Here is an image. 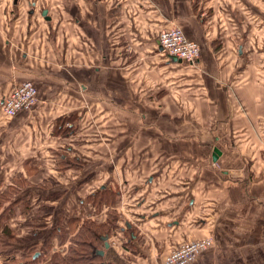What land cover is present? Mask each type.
<instances>
[{
  "label": "crops",
  "instance_id": "obj_1",
  "mask_svg": "<svg viewBox=\"0 0 264 264\" xmlns=\"http://www.w3.org/2000/svg\"><path fill=\"white\" fill-rule=\"evenodd\" d=\"M49 2L0 0V106L22 80L37 89L31 110L0 111V232L17 240L32 217L104 222L114 210L134 232L127 247L109 235L111 264H161L202 238L189 264H264V68L237 6ZM173 24L198 42L194 63L162 50ZM61 245L53 234L51 252Z\"/></svg>",
  "mask_w": 264,
  "mask_h": 264
},
{
  "label": "rangeland",
  "instance_id": "obj_2",
  "mask_svg": "<svg viewBox=\"0 0 264 264\" xmlns=\"http://www.w3.org/2000/svg\"><path fill=\"white\" fill-rule=\"evenodd\" d=\"M197 1L201 2V4L204 2V0H197ZM49 3L53 5L54 7H57V6L62 5V0H50ZM70 3L76 4L75 0H70ZM232 6H237L236 8L239 10V12L244 15V21L247 24L246 32H245V35L243 36V38L246 39V48L248 49V51L255 53L258 56V58L261 59V61L258 62V65H260V68H264V23H262V21H264V0H232L231 7ZM260 14L262 15L261 19L259 18ZM251 24L253 27H250L251 28L250 29L248 25H251ZM254 47L256 49L252 51L251 49ZM121 150H124V148L122 147ZM125 164L129 165V158H127L126 156L125 157L119 156V165H125ZM127 211L128 210H126L125 213H127ZM111 216L113 218L114 214H112ZM58 217H60V215ZM74 220L75 219L72 218L70 219V221H68V228L66 232L61 233V236L60 234L56 235L58 238L63 239V243H64V246L61 245L63 249H60L61 248L60 247L57 252L58 254L65 253L67 248L71 244V238L76 232L74 230L80 224V222H77L76 220L75 221ZM57 222L58 220L55 219V222L53 223L54 227L57 225ZM0 223H1V220H0ZM120 224H123V222H121ZM27 225L29 226V229H28V235L25 237H28V239L21 238L19 242L16 241L18 242L16 244L14 243L15 241H13V239L10 238L11 237L10 233H8L7 230H4V229L1 230L2 232V234L0 233V241L2 242L0 243V261L1 262H6V261L24 262L26 260H30L31 256L29 253L31 251L34 252L33 253L34 255L40 254L39 256H37V258H39L40 260H45L46 258L50 259L49 254L51 252V248H50L51 246L48 241L51 238V232L47 234L46 231H48L47 228L49 230H52L53 226L52 225L45 226L42 221H37L33 217L28 220ZM6 226L8 227L7 224ZM59 227H60V230L63 231L62 225H60ZM10 230L12 231V229ZM118 230L116 231L119 232ZM62 236L64 238H62ZM21 244H29V245L25 247V245H21ZM2 249H4V251H2ZM5 250H11V251H5Z\"/></svg>",
  "mask_w": 264,
  "mask_h": 264
},
{
  "label": "built area",
  "instance_id": "obj_3",
  "mask_svg": "<svg viewBox=\"0 0 264 264\" xmlns=\"http://www.w3.org/2000/svg\"><path fill=\"white\" fill-rule=\"evenodd\" d=\"M158 42L167 54L194 63L200 54L198 42L187 38L182 29L173 24L158 32ZM37 101V89L29 80H22L13 85L4 96L0 111L4 116H13L19 111L31 110ZM211 244L210 238L182 241L171 247L163 256L161 264H189L197 254Z\"/></svg>",
  "mask_w": 264,
  "mask_h": 264
},
{
  "label": "trees",
  "instance_id": "obj_4",
  "mask_svg": "<svg viewBox=\"0 0 264 264\" xmlns=\"http://www.w3.org/2000/svg\"><path fill=\"white\" fill-rule=\"evenodd\" d=\"M104 197L106 201L111 199L110 196L108 197L104 196ZM112 214H114L113 218L111 216ZM70 219L66 220L63 218H59L57 225L53 227L52 229L53 234L54 235L60 234L61 236V233L66 232L68 228V221H70ZM73 219H75L77 222H80V224L74 230L76 232L71 238L70 246L67 248L65 253L58 254L57 253L58 251L56 250H53L52 252H50L49 254L50 260L48 264H111L110 262H106L103 259V255L98 254V250L104 248V241H105L103 239L104 236L109 237L111 233H113L114 231L118 229H119L118 231L120 232V229L122 227L116 224L117 213L114 210L110 211L104 222H95L91 219H84L82 221H79L78 218H73ZM58 223L62 225L63 231L60 230V227H59L60 225ZM3 229L5 230L6 228L3 227ZM122 229L123 230L120 233L123 235L125 239L123 240L122 246L127 247L129 245V240L131 239L130 232L133 230H130L129 228H122ZM52 232H51V236H52ZM0 233L2 234V232ZM10 236H11L10 238H12L13 241H15L14 242L15 244L21 240V238L16 240L13 237L12 231H10ZM23 238L28 239V237H23ZM62 238L64 237L62 236ZM58 239L60 241V244L63 243V239L61 238H58ZM48 242L50 244V240ZM0 243L2 242L0 241ZM2 251H4V249H2ZM5 251H11V250H5ZM33 253L34 252L32 251L29 253L31 256L30 260L34 255ZM39 255L36 254L32 260L34 259L40 260L39 258H37V256ZM24 263L27 264L28 260L24 261Z\"/></svg>",
  "mask_w": 264,
  "mask_h": 264
},
{
  "label": "water",
  "instance_id": "obj_5",
  "mask_svg": "<svg viewBox=\"0 0 264 264\" xmlns=\"http://www.w3.org/2000/svg\"><path fill=\"white\" fill-rule=\"evenodd\" d=\"M174 57H175V56H174ZM126 226L129 227L128 224H126ZM103 239L105 240V241H104V247H105V248H108V247H109V243H108V241H107V236H104ZM103 253H104L103 249L98 250V254L103 255ZM34 256H35V255H34Z\"/></svg>",
  "mask_w": 264,
  "mask_h": 264
},
{
  "label": "flooded vegetation",
  "instance_id": "obj_6",
  "mask_svg": "<svg viewBox=\"0 0 264 264\" xmlns=\"http://www.w3.org/2000/svg\"><path fill=\"white\" fill-rule=\"evenodd\" d=\"M126 226V225H125ZM107 240H108V237H107ZM105 248V247H104Z\"/></svg>",
  "mask_w": 264,
  "mask_h": 264
}]
</instances>
